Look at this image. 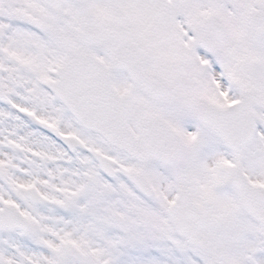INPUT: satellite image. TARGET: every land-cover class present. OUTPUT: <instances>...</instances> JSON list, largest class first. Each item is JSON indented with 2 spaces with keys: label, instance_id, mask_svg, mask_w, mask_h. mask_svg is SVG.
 I'll use <instances>...</instances> for the list:
<instances>
[{
  "label": "snow or ice",
  "instance_id": "1",
  "mask_svg": "<svg viewBox=\"0 0 264 264\" xmlns=\"http://www.w3.org/2000/svg\"><path fill=\"white\" fill-rule=\"evenodd\" d=\"M0 264H264V0H0Z\"/></svg>",
  "mask_w": 264,
  "mask_h": 264
}]
</instances>
